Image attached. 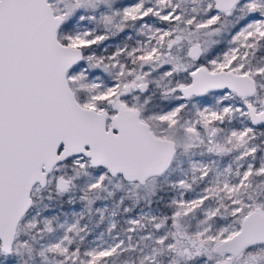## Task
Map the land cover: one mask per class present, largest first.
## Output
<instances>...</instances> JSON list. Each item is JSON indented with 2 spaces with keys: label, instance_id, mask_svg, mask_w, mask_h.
I'll return each mask as SVG.
<instances>
[{
  "label": "snow or ice",
  "instance_id": "obj_1",
  "mask_svg": "<svg viewBox=\"0 0 264 264\" xmlns=\"http://www.w3.org/2000/svg\"><path fill=\"white\" fill-rule=\"evenodd\" d=\"M0 264H264V0H0Z\"/></svg>",
  "mask_w": 264,
  "mask_h": 264
}]
</instances>
